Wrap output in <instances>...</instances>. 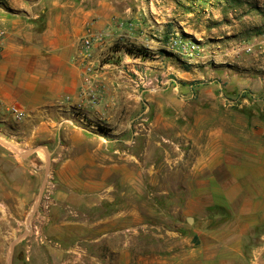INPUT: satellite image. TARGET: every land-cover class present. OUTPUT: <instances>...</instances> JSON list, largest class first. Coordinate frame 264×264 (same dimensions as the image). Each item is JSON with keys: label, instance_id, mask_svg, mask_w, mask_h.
<instances>
[{"label": "rangeland", "instance_id": "obj_1", "mask_svg": "<svg viewBox=\"0 0 264 264\" xmlns=\"http://www.w3.org/2000/svg\"><path fill=\"white\" fill-rule=\"evenodd\" d=\"M202 1L86 0L89 7L104 3L113 25L132 38L118 37L96 62L92 47L73 105L84 128L91 124L118 136L102 141L99 154L115 170L107 179L113 198L92 208L62 209L74 219L79 212L115 218L114 245L127 242L136 260L160 261L191 248L210 260L230 243L226 264H252L264 260V226H254L245 237L228 236L240 227L237 215L225 206H208L206 196L193 204L190 193L195 185L207 191L211 177L227 176L214 169L224 156L225 141L218 134L242 133L253 145L249 133L264 132V35H255L264 30V0ZM98 37L103 42L107 36ZM141 47L150 51L144 59L127 53ZM38 149L49 164L50 156ZM56 189L55 174L47 172L38 202L2 226L6 237L0 244L6 241V248L0 250V264H65L68 255L53 251L59 240L49 235ZM226 228V235L211 236Z\"/></svg>", "mask_w": 264, "mask_h": 264}, {"label": "crops", "instance_id": "obj_2", "mask_svg": "<svg viewBox=\"0 0 264 264\" xmlns=\"http://www.w3.org/2000/svg\"><path fill=\"white\" fill-rule=\"evenodd\" d=\"M0 28L7 34L0 57V238L6 237L2 226H8L9 218L18 220L28 206L38 202L47 172H53L57 208L49 235L59 240L53 251L68 255L65 264L231 261L230 243L223 245L222 254L210 260L206 254L198 257L194 248L160 261L142 257L136 260L127 242L115 247V218H91L79 212L80 218L74 219L69 217V211L64 212L66 207L92 208L113 198V185L107 179L115 170L113 165L101 162L99 154L102 141L115 142L118 136L103 134L91 124L84 128L74 115L73 106L83 87L85 60L81 42L100 34L107 36L105 41H95L93 45L96 62L118 37L132 38L127 29L119 32L113 25L109 8L102 2L89 7L86 0H6L0 5ZM261 44L264 53V41ZM10 107L19 108L26 117L15 120L6 112ZM218 135L219 140L225 141L224 156L213 168L227 172V176L221 180L209 178L207 191L193 186L190 199L193 204H200L206 196L208 206H225L241 222L239 228L215 230L209 235L219 237L229 231L228 236L241 238L254 226H264V132L249 133L251 141H256L253 145L242 133ZM38 148L50 156V166ZM131 174L134 175L132 171ZM133 175L128 181L135 188ZM195 232L198 236L206 235L198 229ZM5 248L3 241L1 252ZM255 259L258 260L257 256ZM262 262L253 260L252 264Z\"/></svg>", "mask_w": 264, "mask_h": 264}, {"label": "built area", "instance_id": "obj_3", "mask_svg": "<svg viewBox=\"0 0 264 264\" xmlns=\"http://www.w3.org/2000/svg\"><path fill=\"white\" fill-rule=\"evenodd\" d=\"M6 31L4 29H1L0 28V57H1V51H2V48H3V44H4V41H5V38H6ZM95 41H101V37H95L94 39L93 38H86L83 40V43H82V56L84 59L87 58L88 56V52L92 49ZM177 44V42H176ZM185 46V45H184ZM184 48V51H188L187 49V45H186V48ZM195 48L192 47V50H194ZM192 52V51H191ZM9 113L11 114V116L15 119V120H22L23 118H25V112H23L22 110H20L19 108L17 107H10L8 109Z\"/></svg>", "mask_w": 264, "mask_h": 264}, {"label": "trees", "instance_id": "obj_4", "mask_svg": "<svg viewBox=\"0 0 264 264\" xmlns=\"http://www.w3.org/2000/svg\"><path fill=\"white\" fill-rule=\"evenodd\" d=\"M207 1L208 0H204L202 2L207 3ZM225 1L227 3L229 2V4L232 2L234 4H239V5L242 4V2H239V0H225ZM255 35H264V30L263 29L256 30ZM127 53H129L130 55H134L136 57H142L144 59V58L149 56L148 54L150 53V51L146 48L141 47V48H137L135 50H128Z\"/></svg>", "mask_w": 264, "mask_h": 264}, {"label": "water", "instance_id": "obj_5", "mask_svg": "<svg viewBox=\"0 0 264 264\" xmlns=\"http://www.w3.org/2000/svg\"><path fill=\"white\" fill-rule=\"evenodd\" d=\"M193 221L192 218H188V222L191 223Z\"/></svg>", "mask_w": 264, "mask_h": 264}]
</instances>
